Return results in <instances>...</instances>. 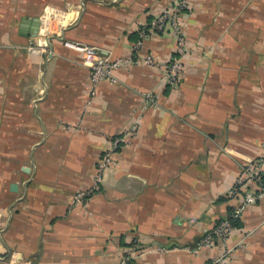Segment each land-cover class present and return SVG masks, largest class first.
Segmentation results:
<instances>
[{"label": "crops", "instance_id": "obj_1", "mask_svg": "<svg viewBox=\"0 0 264 264\" xmlns=\"http://www.w3.org/2000/svg\"><path fill=\"white\" fill-rule=\"evenodd\" d=\"M172 1L0 0V264H118L134 243L131 264H264V198L229 252L191 251L242 203L228 191L264 149V0H189L175 85L143 58L174 54L148 26ZM66 40L135 63L90 99ZM117 137L98 191L73 202Z\"/></svg>", "mask_w": 264, "mask_h": 264}, {"label": "built area", "instance_id": "obj_2", "mask_svg": "<svg viewBox=\"0 0 264 264\" xmlns=\"http://www.w3.org/2000/svg\"><path fill=\"white\" fill-rule=\"evenodd\" d=\"M189 8V0H173L168 8L151 19L149 28L161 32L171 34L174 38L175 47L174 54L166 60L159 59L151 53L145 54L144 62L148 65L157 67L163 72L166 80L175 85L183 76L186 65L181 60L186 52V34L183 28L184 12ZM143 34L141 35V37ZM64 45L81 53L82 63L89 70L90 77V99L95 95L96 86L104 81L108 84H117L118 79L116 71L120 68H128L134 65L135 61L130 57H111L106 50L99 46L87 44L77 41H64ZM138 51L141 48V39L134 46ZM30 51H36L34 46H27ZM145 100L152 106L157 105L155 96L151 93L143 94ZM123 137L113 138L112 146L103 152L94 168L92 177V186L88 192H79L74 196L73 202L80 203L83 198L88 196V193H95L102 184L105 171L111 162V156L119 148ZM264 148V143H263ZM264 171V149L263 152L256 158L245 163L240 173L235 179L234 185L228 191L229 196H235L242 193V203L232 211L233 217L239 216L241 211L257 200L264 198V181L261 178V173ZM233 226L228 219L219 221L212 229L207 231L204 236L196 243L195 248L191 249L194 254L199 253L200 249L205 246H210L214 242L220 243L223 254L229 252L226 247L228 238L231 235ZM188 250V247H185ZM144 250L137 248V245L131 244L127 247L125 253L120 257L118 264H131L136 258L143 256ZM217 258L215 261H218Z\"/></svg>", "mask_w": 264, "mask_h": 264}, {"label": "trees", "instance_id": "obj_3", "mask_svg": "<svg viewBox=\"0 0 264 264\" xmlns=\"http://www.w3.org/2000/svg\"><path fill=\"white\" fill-rule=\"evenodd\" d=\"M261 178H262V180L264 181V171L261 173ZM231 211L229 212V216H228V220L230 221V223H231V225L232 226H235V225H237V222L239 221V216H237V217H233L232 215H231ZM218 223V222H217Z\"/></svg>", "mask_w": 264, "mask_h": 264}]
</instances>
